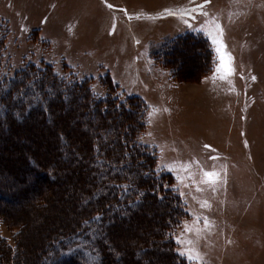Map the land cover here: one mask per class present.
Segmentation results:
<instances>
[{
	"label": "rangeland",
	"instance_id": "rangeland-1",
	"mask_svg": "<svg viewBox=\"0 0 264 264\" xmlns=\"http://www.w3.org/2000/svg\"><path fill=\"white\" fill-rule=\"evenodd\" d=\"M203 3L0 0V80L15 78L19 89L24 84L20 90L31 101L33 92L46 91L42 83L54 79V93H75L82 85L94 101L108 97L115 106L139 101L145 125L136 141L156 157L154 169L169 177L163 186L180 200L172 257L153 239L166 212L155 201L130 208L129 219L114 221L112 228L86 226L79 221L88 216L79 195L92 174L83 156L91 140L99 146L106 142L98 115L85 107L89 98L84 102L78 94L66 105L54 99L49 120L39 110L19 125L0 117V192L13 202H0V236L18 249V264H42L50 242L58 255L53 261L82 255L79 264H264V0H211L203 9L208 16L179 15ZM213 17L223 29L219 53L212 42L219 36ZM208 58L211 70L201 77ZM153 107L159 112L149 117ZM102 119L121 134L134 127L133 116ZM66 147L71 161L59 153ZM30 157L38 167L28 166ZM200 166L219 174L214 185L200 183ZM51 170L55 182L39 176ZM204 202L210 207H202ZM93 230L95 244L89 237ZM69 231H77L78 239L51 240ZM142 245L145 253L134 251ZM187 254L200 259L189 260Z\"/></svg>",
	"mask_w": 264,
	"mask_h": 264
},
{
	"label": "trees",
	"instance_id": "trees-1",
	"mask_svg": "<svg viewBox=\"0 0 264 264\" xmlns=\"http://www.w3.org/2000/svg\"><path fill=\"white\" fill-rule=\"evenodd\" d=\"M196 37L198 36H194L195 39ZM199 39H201L199 41H203L209 45L206 38L200 36ZM210 53L211 50L207 49V54ZM211 66L212 60L209 59V62L207 63V70L200 74L201 77L203 74L205 75L206 72L211 70ZM20 73L23 74V71ZM55 80L56 79L51 82H44L41 84V86L47 87L46 91L44 90L45 88L38 89V92L32 91L34 95V102L24 98V92L20 89H23L22 87L26 89V87L22 84L20 89L17 88V81L15 78L9 80L8 82L0 80V117L3 122H10L14 125L23 124L24 116H30L32 115V112L37 110L40 111V115L49 120L52 115L50 102H54V99H58V101L60 99L63 102L61 104L66 105L78 94H81L84 102H86L87 98H89L88 101L90 102H86L85 107L92 108L93 112L98 115L102 129L100 132L106 138V142H103L102 145L99 146L98 142L91 140V145L88 147L86 152H84L85 157L82 155L84 160L82 163L87 165L88 171L92 174V181L88 183L89 185L86 186L85 190L80 191L79 197L85 206L83 209L84 211H82L86 212L88 216L80 217L79 221L84 222V224L86 223V226H99V224L105 225V223H107V226L112 228L114 221L129 219L128 211L130 208L137 209L136 207L141 205L140 203H143L144 200L155 201L156 203H160L166 212L163 215L165 219H163L157 236L153 239L156 244H159L162 248L166 249L168 257H172L173 254L174 256L177 255V253L171 249L173 243L171 235L172 229L174 228L173 226L177 224V219H179L180 200L176 194H172L169 191L170 189L168 185L163 186L164 180L170 184L168 180L169 177L168 174H164V172L154 169L156 157L148 154V148L138 144L136 141L138 135L137 132L145 125L143 115L144 110L142 111L138 107L139 101L135 102V100L131 98L124 101V103H120L118 106H115V101H111L108 97L104 99L99 98L94 101L90 95V91L82 85L78 88L75 87V89H77L75 93L70 92V94L69 92L64 91H58L60 94L54 93L51 86L52 83L54 84ZM56 82L57 80L55 81V84ZM48 94H51L53 99L48 98ZM24 99L26 101H24ZM17 103L19 105L22 104V110L19 111L18 109H15V105ZM115 113H119L120 116L127 115L134 117V119H132L134 121V127H131L132 129L130 128L127 134H121L120 129H117L116 125L109 127V125L103 121L102 118L110 117ZM125 120H128L127 117ZM9 126H5L6 129ZM108 129L114 130V132L111 134L106 132ZM125 130L128 131L127 128ZM57 135L58 137L60 136L61 142L67 143V146L70 144L64 133L60 132ZM59 153L62 154L61 156L67 155L64 159H66V161L67 159L68 161H71L72 158L68 157L70 150L67 147L62 151H59ZM104 161L106 163H104ZM28 166L30 168L38 167V163L34 158L30 157ZM42 173H40L39 176L43 180L53 183L57 179V177L52 173V170L49 172V175H44ZM132 175H134V177ZM0 202L1 204L7 206L13 203L12 197L1 192ZM21 228L17 235L21 233ZM66 235L72 237L71 240L68 239L70 242H73V239H78L77 231H69L66 232V234L60 233L57 236L52 237L51 240L60 236L56 239V242L66 243ZM96 236V231L93 232V234L91 233L89 236L90 240L94 239V244L96 243L95 240H99ZM53 243L54 242H50L47 245L48 249H46L42 254V258L45 260L42 264H73L76 262L77 257L80 256L82 258V255L76 257L65 256L60 257V260L57 258V260L53 261L55 257H58V255L55 254V246L53 247ZM110 247L111 245L107 247L106 252L109 251V249H112ZM143 248L144 246L140 249L136 248L134 251L138 250L140 252L142 249V252L145 253L147 249ZM17 250L16 246H11L0 236V258H2L0 260V264H18ZM76 254L78 255L79 253ZM104 257L105 256H103V258ZM101 259L102 257L100 260Z\"/></svg>",
	"mask_w": 264,
	"mask_h": 264
},
{
	"label": "snow or ice",
	"instance_id": "snow-or-ice-1",
	"mask_svg": "<svg viewBox=\"0 0 264 264\" xmlns=\"http://www.w3.org/2000/svg\"><path fill=\"white\" fill-rule=\"evenodd\" d=\"M190 2H191V0H190ZM210 2H211V0H204V3L203 4H197L193 8H190V9L189 8H184V9H182L180 11L179 15L181 17L184 16V15L191 16L193 13L199 12L203 16H208L209 13L203 11V9H204L205 5L206 4H209ZM109 7H111V5H109ZM165 11L168 12L169 15H177L176 12H172V11H170L168 9H166ZM211 22L215 24V30H216L217 33H219V36L212 37V42H213L214 45H217L216 51L219 53L224 48V44L222 42V39L219 38V37H222V35H223V29H222L221 25L218 22H216L215 17L212 18V21ZM184 23L187 24L188 21L185 20ZM189 27H191V25H189ZM198 30H201L202 31L203 30V26L201 27V29H198ZM221 59L223 60V56L221 57ZM229 60H230V57H229ZM227 71L229 73H231L232 69L231 68H228ZM221 78L223 79L224 77H221ZM252 79L255 80L256 77L253 76ZM164 111H167V109H164ZM157 112H159V109L153 107V110L148 113V116L149 117H152ZM204 147L205 148H209L210 146L209 145H205ZM209 159L215 160L217 158L216 157H209ZM192 163H196L199 166V162L198 161H193ZM189 167H190V164H186L185 165V170L187 171V169ZM200 168H201V172H202V179H201L200 183H207V184H213L214 185L215 182H216V180L218 179V175L219 174L216 171H207V170H204L202 166H200ZM188 178L189 179H192L194 184L196 183V181L193 179V174L191 172H189ZM121 187H124V186H121ZM213 190H215V189L213 188ZM197 191H202V189L199 188V187H197ZM202 207H210V205H208L207 202H204L202 204ZM203 219L205 220V226L207 227L208 226L207 218L204 217ZM189 230L190 229H188L187 227L185 228V231H189ZM177 242L179 243L181 241L178 239ZM187 243L189 245H191L192 244V241L189 240V241H187ZM180 255L184 256V255H186V253L182 251V252H180ZM187 258L189 260H197V261H199V259H200V257L198 255L193 256L191 254H187Z\"/></svg>",
	"mask_w": 264,
	"mask_h": 264
}]
</instances>
